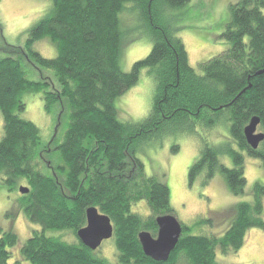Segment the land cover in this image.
Instances as JSON below:
<instances>
[{
    "label": "trees",
    "instance_id": "16d2710c",
    "mask_svg": "<svg viewBox=\"0 0 264 264\" xmlns=\"http://www.w3.org/2000/svg\"><path fill=\"white\" fill-rule=\"evenodd\" d=\"M189 1L53 0L51 14L30 29L24 48L10 46L8 55L0 57V184L12 191L20 180L28 181L30 191L22 194L20 205L26 219L39 226L17 251L19 258L30 264H111L78 238L90 206L114 224L117 264H220L218 252H236L251 228L264 229V184L257 182L252 201L231 208L221 234H194L183 225L167 262L147 256L139 239L142 231L157 235L159 215H174L169 186L157 176H147L135 155L140 143L175 132L193 134L199 126L213 128L225 116L239 151L232 143L222 151L198 132L202 149L189 169L191 184L203 175L206 185L222 172L230 191L241 195L247 185L244 154L261 159L264 167V141L253 149L244 133L254 116L264 132V0H240L231 6L223 34L229 47L201 62L198 70L190 65L169 20L170 9ZM130 4L144 18L153 48L126 72L121 66V14ZM160 7L169 11L167 18ZM40 40L54 44L57 55L47 58L36 51L33 45ZM27 60L40 72L52 71L53 79H30ZM144 69L156 78L153 106L142 122H124L116 101L138 83ZM28 94L41 95L46 112L57 114V128L65 120L61 142L56 132L52 142L44 143L40 128L21 117ZM47 152H58L63 163L47 160ZM224 154L232 158L233 167L221 162ZM140 201L150 208L146 217L132 210ZM211 221L206 218L198 225ZM62 231L74 233L78 241L49 234ZM18 245L16 232L0 231V264H13Z\"/></svg>",
    "mask_w": 264,
    "mask_h": 264
},
{
    "label": "rangeland",
    "instance_id": "374dc122",
    "mask_svg": "<svg viewBox=\"0 0 264 264\" xmlns=\"http://www.w3.org/2000/svg\"><path fill=\"white\" fill-rule=\"evenodd\" d=\"M239 1L190 0L183 7L170 9L171 25L176 30V36L185 45L190 65L196 70L199 69L201 62L217 56L229 47L223 34L231 20V6ZM52 6L53 0H0V57L8 55L10 46L24 48L30 29L51 14ZM127 8V11L121 14L125 33L121 66L124 71L130 72L135 62L150 54L153 42L139 10L131 4L127 5ZM160 10L167 18L169 12L167 8L160 7ZM33 48L47 58L57 55L55 45L49 40H40L33 45ZM25 66L30 79L40 80L47 77L53 79L52 71L40 72L28 60ZM155 88V76L148 69L142 70L138 83L116 101L119 118L124 122H142L153 106ZM24 101L26 108L21 113V117L34 122L40 128L44 143L52 142L56 132L57 142H61L67 129L65 120L63 125L57 128V114L46 112L40 94H28L24 97ZM220 124L209 129L199 126L198 131L193 134L175 132L155 137L153 142L140 143L135 153L143 162L147 176H157L169 186L174 215L182 225L190 227V233L221 234L230 222L231 208L238 203L252 201L254 185L257 182L264 184V167L261 159L248 154H244L247 179L245 193L234 195L222 172H218L206 185H203V175L191 184L189 169L202 149V139L198 132L222 151L227 150L231 143L234 149L239 151V147L229 133L230 121L226 123L223 116ZM261 131L259 127L257 132ZM2 136L3 118L0 115V140ZM174 147L178 149L174 151ZM44 155L55 165L63 163L58 152L52 155L47 152ZM220 159L226 166L233 167L234 162L230 156L224 154ZM43 168L45 172H51L50 168L46 166ZM20 186L29 187L28 181L20 180L12 191L6 184H0V231L11 229L19 237V245L13 250L15 256L11 263L30 264L19 258L17 251L31 236L32 231L39 229V226L29 222L21 209ZM132 210L145 217L150 214L146 201L135 203ZM206 218L212 220L210 224L198 225L200 220ZM49 234L70 243L78 241L70 231ZM95 255L106 258L111 264H117L115 239L112 237L104 241ZM217 259L220 264H264V229L251 228L244 245L238 251L226 254L218 252Z\"/></svg>",
    "mask_w": 264,
    "mask_h": 264
},
{
    "label": "water",
    "instance_id": "95a60500",
    "mask_svg": "<svg viewBox=\"0 0 264 264\" xmlns=\"http://www.w3.org/2000/svg\"><path fill=\"white\" fill-rule=\"evenodd\" d=\"M260 122V118L254 116L244 130L247 143L253 149H258L264 141V132H257ZM19 191L21 194H27L30 188L20 186ZM156 222L157 235L142 231L139 239L147 256L158 262H167L179 242L183 225L173 214L159 215ZM77 235L85 246L96 251L104 241L113 237L114 224L108 215L100 212L97 207L90 206L86 210V225L78 230Z\"/></svg>",
    "mask_w": 264,
    "mask_h": 264
},
{
    "label": "flooded vegetation",
    "instance_id": "af4514ba",
    "mask_svg": "<svg viewBox=\"0 0 264 264\" xmlns=\"http://www.w3.org/2000/svg\"><path fill=\"white\" fill-rule=\"evenodd\" d=\"M47 163H48V162H47ZM97 250H98V249H97ZM97 250H96V251H97Z\"/></svg>",
    "mask_w": 264,
    "mask_h": 264
},
{
    "label": "bare ground",
    "instance_id": "6f19581e",
    "mask_svg": "<svg viewBox=\"0 0 264 264\" xmlns=\"http://www.w3.org/2000/svg\"><path fill=\"white\" fill-rule=\"evenodd\" d=\"M259 127V126H258ZM258 131V130H257Z\"/></svg>",
    "mask_w": 264,
    "mask_h": 264
}]
</instances>
